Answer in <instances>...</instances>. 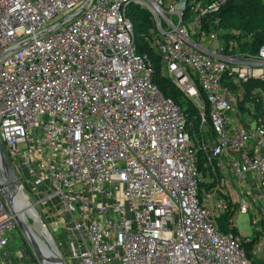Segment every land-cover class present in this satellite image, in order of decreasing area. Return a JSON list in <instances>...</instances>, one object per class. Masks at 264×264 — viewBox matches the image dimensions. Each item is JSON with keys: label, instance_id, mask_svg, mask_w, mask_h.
<instances>
[{"label": "built area", "instance_id": "2783aa9c", "mask_svg": "<svg viewBox=\"0 0 264 264\" xmlns=\"http://www.w3.org/2000/svg\"><path fill=\"white\" fill-rule=\"evenodd\" d=\"M226 1L0 0V139L20 185L60 199L66 264H263L264 46L225 44ZM134 5L194 118L154 81ZM18 227L0 193V250Z\"/></svg>", "mask_w": 264, "mask_h": 264}, {"label": "trees", "instance_id": "16d2710c", "mask_svg": "<svg viewBox=\"0 0 264 264\" xmlns=\"http://www.w3.org/2000/svg\"><path fill=\"white\" fill-rule=\"evenodd\" d=\"M214 16L218 18L217 26L225 44L237 42L240 51L252 54L258 53L264 46V0H227L215 15L210 14L208 18L212 19ZM130 17L135 27L138 50L147 53L153 61L154 81L166 96L174 98L181 105L190 119L194 118L196 110L193 103L163 73L160 57L153 45L147 41L150 28L153 27L150 11L140 5H134L130 10ZM209 28L210 22L204 21L203 29ZM248 35H251V38L247 41ZM253 87L259 88V101L254 99L247 106L251 105L255 111H261L264 107V78L248 85L249 90ZM240 107L243 111L247 110L244 102Z\"/></svg>", "mask_w": 264, "mask_h": 264}, {"label": "rangeland", "instance_id": "374dc122", "mask_svg": "<svg viewBox=\"0 0 264 264\" xmlns=\"http://www.w3.org/2000/svg\"><path fill=\"white\" fill-rule=\"evenodd\" d=\"M132 8L133 6H131V9ZM153 19L152 23H154ZM18 148L22 149L23 145L20 144ZM11 160L16 163L13 158ZM16 165L17 170L19 171L18 163H16ZM0 176H2L1 171ZM22 186V190L25 193L24 196L27 201L22 198L20 203V198L16 199L15 205L18 206L19 212L24 215V218L27 221H30V223L34 225L35 222L33 221L31 216L30 206L28 203L29 201L32 207L35 208L43 224L47 227L49 237L55 242L57 248L59 249V251H61V254L66 258L65 244L67 243V240L65 239V234L68 237L69 222L66 221V217L59 214V207L62 205L60 199L54 197L51 198V200L43 199L46 194H40V191L33 188L30 184L24 182V180L22 181L21 187ZM257 226H259V222L256 221L251 214L239 215L238 228L240 231H246L250 234ZM58 234H60L59 237ZM39 236L40 238L45 239L42 235L39 234ZM9 237L10 240L7 247L10 254L8 253L6 255L12 257L14 264H39L32 254L27 239L20 227L11 232ZM51 254L53 253L51 252ZM62 258L63 257L61 256L60 259ZM62 260L66 262L65 259Z\"/></svg>", "mask_w": 264, "mask_h": 264}, {"label": "water", "instance_id": "95a60500", "mask_svg": "<svg viewBox=\"0 0 264 264\" xmlns=\"http://www.w3.org/2000/svg\"><path fill=\"white\" fill-rule=\"evenodd\" d=\"M182 76V75H180ZM0 155L2 166L8 176V180L6 181L2 176H0V193L5 198L6 202L8 203L10 209L15 214L16 221L18 226L23 231L28 245L31 249L32 254L34 255L35 259L38 261L39 264H45V261H51L50 258H47L43 252L41 251L38 243L33 239L29 234V229L27 225L21 220V218L16 214L15 210V202L17 198V187L20 184V179L18 173L14 166L12 165L6 150L3 146V143L0 139ZM60 263L66 264L62 259H59Z\"/></svg>", "mask_w": 264, "mask_h": 264}, {"label": "bare ground", "instance_id": "6f19581e", "mask_svg": "<svg viewBox=\"0 0 264 264\" xmlns=\"http://www.w3.org/2000/svg\"><path fill=\"white\" fill-rule=\"evenodd\" d=\"M3 178L6 181L8 180V176L6 174L3 175ZM24 194L25 193L23 192L22 187L19 184L17 187V198H20V203H21L22 198H24V200L27 201ZM28 203L30 206V212H31L32 219L35 222L34 225L32 223H30V221H27L24 218V215L19 212L18 206L15 205V210H16L18 216L27 225V227L29 229L30 236L33 239H35V241L38 243L43 254L47 258H50L52 260V261H45V264H62L59 261V259L61 257L60 251L57 248L55 242L49 237V233L47 232V227L43 224V222L39 218V215L36 212L35 208L32 207V205L29 201H28ZM39 234L42 235L43 238H45V239L40 238ZM51 252L53 254H51Z\"/></svg>", "mask_w": 264, "mask_h": 264}, {"label": "crops", "instance_id": "0c3cea01", "mask_svg": "<svg viewBox=\"0 0 264 264\" xmlns=\"http://www.w3.org/2000/svg\"><path fill=\"white\" fill-rule=\"evenodd\" d=\"M59 235L60 234H58V237H59ZM65 239L66 240L68 239L66 234H65ZM7 246L5 248H3L2 250H0V264H14L12 257H9L6 255L9 253Z\"/></svg>", "mask_w": 264, "mask_h": 264}]
</instances>
